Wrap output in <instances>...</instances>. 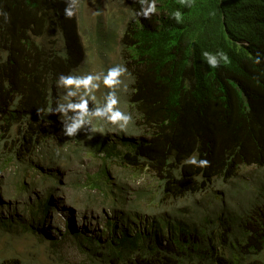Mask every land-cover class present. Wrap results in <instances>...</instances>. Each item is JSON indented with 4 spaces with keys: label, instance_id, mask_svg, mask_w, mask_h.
<instances>
[{
    "label": "trees",
    "instance_id": "1",
    "mask_svg": "<svg viewBox=\"0 0 264 264\" xmlns=\"http://www.w3.org/2000/svg\"><path fill=\"white\" fill-rule=\"evenodd\" d=\"M133 1L137 16L119 43L121 98L132 120L118 142L83 125L67 144L102 155L83 187L111 203L126 205L108 162L147 178L150 191L134 196L148 229L90 241L85 264H264V0H155L147 16V3ZM65 7L66 0H0V160L17 169L11 185L19 195L30 191L35 168L22 156L45 157L69 122L55 119L67 95L59 76L80 66L84 31L89 43L104 34L100 23L81 28ZM205 52L226 58L210 67ZM192 156L207 165L187 163ZM240 169L254 170L236 179Z\"/></svg>",
    "mask_w": 264,
    "mask_h": 264
},
{
    "label": "rangeland",
    "instance_id": "2",
    "mask_svg": "<svg viewBox=\"0 0 264 264\" xmlns=\"http://www.w3.org/2000/svg\"><path fill=\"white\" fill-rule=\"evenodd\" d=\"M122 1L125 6L119 0H78L75 8L77 23L81 28H89L95 26L96 23H100L104 32L101 35L102 39L100 42L95 40V35L92 43H89V31H84L85 36H83V39L85 37L87 39L83 43L85 55L80 66L72 74L74 77L86 76L88 74H99L101 76L100 80L94 82L99 84V87L91 89L90 92L81 87L77 90V95L70 98L79 100L81 95H83L88 100L89 110L101 107L106 103L108 89L107 85L103 83V75L107 74L108 69L121 65L119 57L120 38L122 37L125 25L132 17L131 13L137 16V4L134 5L132 3L134 2L133 0ZM125 78L124 76H120L119 79L124 80ZM125 89L126 86L122 88L121 84L115 88L118 98V103L115 106L118 108H121L123 105L120 94ZM62 92L67 94L64 86L62 87ZM63 97L65 99V95ZM88 119L90 121L87 123L89 124V129L92 126L96 132H99L98 126L100 123L95 122V117H89ZM106 133L107 136L110 135L109 132ZM96 135L101 136V134ZM71 161L75 163L76 168L79 170L77 175H81L82 180H84L86 174L95 172L101 164L100 159L95 160L88 155L81 158H73ZM121 172L122 168H110L111 177L115 181L120 177V182L126 183V196H130L131 192L136 190L140 185L143 188L147 187L146 184H143L145 179L122 176ZM81 188L78 191H75V188L71 190L72 201L67 199L68 190L58 192L54 188L50 192L46 187L41 188L42 190L34 189L28 196V199L18 198L15 200L13 204L19 208L18 212H9L6 211V208L1 210L0 218L10 217L15 224L3 225L0 232V254L29 255L42 261L41 264H69L79 259V244L77 242L81 243L83 241L76 238L73 234H67L68 230L64 227L66 218L63 220L61 216H56L57 211L63 216H69L70 225L81 236L94 235L100 238H105L107 235L110 236V226L107 220L108 217L112 218L114 216L113 213H109V206L113 203L110 200H104L103 196L97 195L96 192L89 191V189L83 186ZM46 192L51 193L49 200L52 203V209L49 210L45 218L41 219L38 223H34L37 215H41L42 213L32 204H35V199L42 197ZM63 202L69 207L60 209L59 207ZM232 205H235L234 202ZM231 208L235 209V207ZM116 211L132 215L133 223L130 225L132 230L140 228L141 224L144 225L145 223L142 217L136 215L137 213L141 214L140 209L119 207ZM15 226H17L16 230H14ZM24 226H29L30 229H23ZM118 228L121 229L122 227L118 226ZM46 234L51 235V242L45 241L39 244L38 241L42 237L47 238Z\"/></svg>",
    "mask_w": 264,
    "mask_h": 264
},
{
    "label": "clouds",
    "instance_id": "3",
    "mask_svg": "<svg viewBox=\"0 0 264 264\" xmlns=\"http://www.w3.org/2000/svg\"><path fill=\"white\" fill-rule=\"evenodd\" d=\"M123 6H125L124 2L122 0H119ZM142 3H147V7L143 10V15L147 16L150 12L155 11V0H141ZM78 0H66V7L64 9L65 16L70 18L74 15V10L77 6ZM175 18L177 21H179L181 13L177 11L174 13ZM131 20V19H130ZM128 20V23L130 22ZM127 23V25H128ZM204 57L206 58L207 64L210 67H217L220 60H223L226 58L225 53L223 52H218L216 54H211L208 52L203 53ZM259 55L257 56V62H259ZM126 72V68L121 64V65H116L110 69H108L107 74L103 75V83L107 85L108 89V95L106 97V103L101 106V107H96L94 109L89 110L88 108V100L81 95L79 100H76L77 102H72L73 99H70L73 96L77 95V90H79L81 87H83L87 91H91L93 88L99 87V84L94 83L97 80L101 79V76L98 75H92L88 74L86 76H79V77H74L71 75L65 76V75H60L58 78V85H62L65 87V90H67V95L65 97L66 103L58 104L56 108V113H55V119L56 118H67V121L65 123V129L61 130L62 138L57 140L55 142L53 150H58L55 155L51 154V151H53L50 147L46 148L45 151V157L41 155V153H30V154H24L22 156V160L25 162L29 163L30 165L33 164L35 167L33 169V172L30 173L29 177L31 180H28V183L30 185L29 192L26 193L25 195H19L17 192L14 191L12 188L11 183L14 181V173L16 172V168H13L10 164H6L2 160H0V211L6 208V211L16 213L18 212V207L13 204L15 200L18 198H27L28 196L33 192L34 189H40L42 190L44 187L46 189H49L51 192V189H57L58 192H64L66 190L69 191V194L67 196V199L72 201L71 197V190L75 188V191H78L80 186H83L85 184V181L87 179V176L89 174H86L84 177V180L81 179V175H77L79 170L76 168L75 163L71 161L73 158H81L84 157L85 155H88L92 157L93 159L97 160L100 159V162L102 164L103 159L101 154H92L90 155L87 149L86 144L83 142L81 146H75L72 144H67V140L69 136L74 135L77 133L79 129L83 125L85 127L89 126V117H95V122L99 123V119L101 118L100 121V126L102 128H98L100 131L96 132L95 129L91 126V129H88L95 134H101L102 135H107L106 132H109L110 135L107 136L109 139H113L116 142H118L117 138L121 133L122 129H126L127 125L129 122L132 120L131 115L127 112V110L124 108L125 104L124 102L120 100V102L123 104L121 108H118L115 106L118 103V98L116 95L115 88L117 85H120L122 81L119 79L120 76H124V73ZM69 86H75V87H69ZM127 89V88H126ZM124 90V92L126 91ZM123 93V92H122ZM120 94V96L122 95ZM63 99V98H62ZM85 130V129H84ZM86 131V130H85ZM87 132V131H86ZM100 136V137H101ZM97 137H99L97 135ZM120 148V147H119ZM76 149V152L73 150ZM98 155V157H96ZM46 159V161H45ZM187 163H190L192 165L196 166H204L207 165L208 161L207 160H199L197 157L192 156L189 157L188 160L186 161ZM111 164L105 171L110 174V168L111 167H116V164L108 162ZM101 164L98 167L96 171H98L101 168ZM76 171H75V169ZM254 169H248L247 171L245 169H240L237 172L236 179L240 178H246L247 175H249ZM95 171V172H96ZM95 172L91 173L94 174ZM130 171L126 168L122 167V176H129L133 178L130 173ZM138 178V177H134ZM124 179V178H123ZM138 179H145V182L143 184L148 185L149 183L147 182V178L145 176H140ZM83 181V183H81ZM111 183H124V192L123 194L125 195V202L126 205L122 206V203H117V202H112L113 204L111 206H114L116 208L119 207H132V208H137L136 203H135V196L134 193L143 188L141 185L136 188L133 192H131L130 196H126V191H125V182H120V177L115 181L110 174V180ZM80 183V184H79ZM42 188V189H41ZM150 186H147L144 188L145 190L150 191ZM82 189V188H81ZM89 191L96 192L97 195L98 192L93 189H89ZM46 192L42 195V197L35 199L36 203L32 204L34 207L38 208L41 211V215L38 214L36 219L34 220V223H38L41 219H43V216L45 218L46 214L49 212V210L52 209V203L49 200V197H51V193ZM230 193L227 194V199L228 202L230 201ZM104 200H109L107 198H104ZM50 203L49 209L43 212V204H46V202ZM239 203V202H234V204ZM7 204V205H6ZM14 207V208H13ZM63 207H69L66 206L65 203L63 202L60 205V209ZM117 210V209H116ZM109 213H113L114 216L108 217V224L110 226V236H106L105 238H100L99 236H94V235H87V236H81L79 232H77L69 223V216L68 215H62L59 211H57L56 216H61L63 220L65 219V224L64 227L68 230L67 234H73L75 237L78 234L79 239L83 242H79V259L75 260L74 262H71L69 264H85L88 262V255L91 254V251L89 250V242H99L103 243L105 241H110L114 237L119 238L121 236V233L126 230V232H132L135 230H140L142 228L148 229V224H147V219L146 216L142 213L141 214L137 213V216L142 217L141 215H144L142 219H144L145 223L144 225L141 224L140 228H136L135 230H132L130 228V225H132V215L130 214H124L120 211H109ZM115 218V219H114ZM176 222L179 224L180 220L176 219ZM182 222V221H181ZM15 224V222L10 218H0V232L3 228V225L5 224ZM113 225L116 227L115 230L113 231ZM47 226V225H46ZM118 226H121L122 228L119 229ZM17 229V226H15V229ZM23 229H30L29 226H24ZM47 238H41L38 243L41 244L42 242H51V235L46 234L45 235ZM77 238V237H76ZM52 245V243H51ZM0 263H3L5 261H8L10 259H15L12 263L10 264H26L27 260L34 261L36 264H41L42 261L37 260L33 258L32 256L29 255H1L0 254Z\"/></svg>",
    "mask_w": 264,
    "mask_h": 264
}]
</instances>
